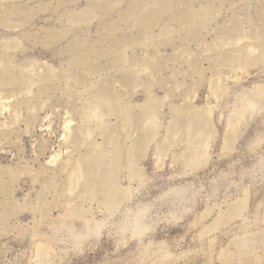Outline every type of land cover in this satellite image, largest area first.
<instances>
[{"label":"rangeland","instance_id":"obj_1","mask_svg":"<svg viewBox=\"0 0 264 264\" xmlns=\"http://www.w3.org/2000/svg\"><path fill=\"white\" fill-rule=\"evenodd\" d=\"M201 10L205 24L187 31L182 21ZM245 40L254 50L239 64L230 56ZM0 67L21 80L8 83L9 101L0 98V264H264V243L237 253L232 242L264 234V0H0ZM85 80L106 99L101 118L82 113ZM190 110L206 111L210 134L189 132L200 121ZM151 112L157 126L145 150L127 138L116 156L127 198L101 206L97 177L93 188L65 191L66 161L87 151L75 133L95 128L113 161L118 148L99 130L122 118L133 133L132 120ZM200 138L202 155L186 163ZM39 243L49 245L48 263Z\"/></svg>","mask_w":264,"mask_h":264},{"label":"bare ground","instance_id":"obj_2","mask_svg":"<svg viewBox=\"0 0 264 264\" xmlns=\"http://www.w3.org/2000/svg\"><path fill=\"white\" fill-rule=\"evenodd\" d=\"M79 17L80 18H85L86 17V14L84 13H79ZM6 19V18H5ZM207 20V14L205 12V10H201V11H196V12H192V13H189L186 18L184 19V21H182L183 23V26L185 25L187 28L186 30L187 31H192L194 30L195 31V28H197L198 26H202L203 24H205ZM5 22V21H4ZM10 24V23H9ZM199 30V29H198ZM187 33V32H186ZM191 33V32H189ZM244 34V33H243ZM253 34V33H252ZM166 35H172L171 34V31H168L166 33ZM165 36V35H164ZM249 36V35H248ZM163 37V36H162ZM168 37V36H167ZM171 37V36H170ZM243 37H246V36H243L239 34L238 38L235 40V43H238L239 41H241L242 39H244ZM250 37V36H249ZM247 37V38H249ZM254 38V37H253ZM252 37L249 39L250 42L252 43L251 39H253ZM227 40V39H226ZM248 40V41H249ZM233 41V40H231ZM246 41V40H245ZM246 41V43L248 42ZM224 42V41H223ZM221 42V43H223ZM225 42H229V40L225 41ZM6 43H10V41H6ZM12 43V42H11ZM10 43V44H11ZM220 43V44H221ZM232 43V42H231ZM234 43V44H235ZM251 43H247V48H239L237 50V55L235 56H230V58L232 59V61L234 62H237V63H244L245 61H247L250 57H251V52L254 50L253 48V45ZM233 44V43H232ZM222 45V44H221ZM231 45V44H230ZM237 45V44H235ZM234 45V46H235ZM10 46V45H9ZM215 46L217 48H221V46L219 45L218 41L215 43ZM12 47V46H11ZM205 49V48H204ZM221 53V52H220ZM253 54V53H252ZM236 58V59H235ZM220 60V58H219ZM243 61V62H242ZM151 62V61H150ZM150 63L147 62L146 63V66H149ZM154 65V64H153ZM4 66V65H3ZM5 68V67H4ZM148 68V67H147ZM47 70V68H46ZM90 70V69H89ZM0 76H1V83H4V86H5V91H8V93H6V95H2L4 92L0 90V98H3V100H8L9 101V97L12 95V93L15 91V87H12V86H9L8 83L11 81V80H14V83L16 82H19L21 81L20 79L18 78H15V77H11V75H9L8 72H6L3 68L0 67ZM21 74V73H20ZM39 74V73H38ZM41 75V74H40ZM126 75V74H125ZM118 76V75H117ZM121 76V74H120ZM124 76V75H122ZM117 77V80H119V82H121L120 84L121 85H124L126 88L128 87V82L127 80H125V76L124 78L123 77ZM39 77V75L37 76ZM151 77V76H150ZM151 79V78H150ZM115 80V79H114ZM116 80V81H117ZM152 80V79H151ZM150 80V81H151ZM220 80V79H219ZM111 82V81H110ZM127 83V84H126ZM130 83V82H129ZM111 84V83H110ZM214 84V83H213ZM84 85L86 87V89L89 90L90 92V97L86 100L85 102V106L82 108V113L86 116V119L87 117H92L90 119H93L94 117H98L99 115H101L102 112V109H104V107L106 106V99H102V96H100V94L98 93L99 90L92 86L91 82H88V80H85L84 82ZM103 85V83H102ZM127 85V86H126ZM216 85V84H215ZM104 86V85H103ZM98 87V86H97ZM105 88V87H104ZM124 88V87H123ZM215 88V86H214ZM214 90V89H213ZM119 91V90H118ZM118 91H114L113 94H111L112 96H116V94L118 93ZM124 91V90H122ZM148 91V90H147ZM151 94V93H150ZM214 94V93H213ZM120 95V94H119ZM149 95V94H148ZM215 95V94H214ZM118 96V95H117ZM121 97V96H119ZM2 100V101H3ZM11 102V101H10ZM149 102L150 104L153 103V106L156 104V100L153 98V96H150L149 95ZM148 102V103H149ZM7 103V102H6ZM84 103V102H83ZM82 103V104H83ZM158 103V101H157ZM12 104V103H11ZM185 104V103H184ZM187 104V103H186ZM6 105V104H5ZM5 105H2L3 107H6ZM1 106V108H3ZM14 106V104L12 105ZM36 106V105H35ZM8 107V106H7ZM31 107V106H30ZM34 107V106H33ZM207 108V107H206ZM205 108V110H206ZM7 109V108H6ZM192 109V108H191ZM1 110V109H0ZM3 110V109H2ZM30 110V109H28ZM100 110V111H99ZM153 110V109H152ZM205 110H197V111H193L190 110L191 112H189V114H191L193 117H195L197 119V121L200 119L199 123L197 125L194 124V126H192V124L190 123V125L188 126L189 128V132L192 134L198 130H203V132H207L208 134H210L211 130H212V127H211V124H210V120L208 118V114L206 113ZM209 110V108H208ZM207 110V111H208ZM16 111V110H15ZM14 112V111H13ZM32 112H35L32 110ZM11 113V112H10ZM16 113V112H15ZM17 114V113H16ZM132 114H135L132 112ZM12 116V119H13V113L10 114ZM15 115V114H14ZM18 115V114H17ZM34 114H31L30 116L32 117ZM82 115V114H81ZM105 114H102L99 118H101L102 116H104ZM182 114H180V112H177L176 114H174V116H172V119H171V125H170V129L168 130V135H170V137H173L175 132H176V129L178 127V125L181 124V120H182ZM131 116V115H130ZM156 114L154 112H151L150 114H148L147 116L143 117V118H140V119H137V120H132L133 122L131 123L134 127V132L133 133H128V132H125L124 131V127H128L125 126L126 122L125 121H119L117 120L115 123H111L109 126H106L105 128H102L100 131V134L103 135L104 139L103 140H106L108 141L107 143L111 142L113 143L114 145L117 146L118 148V152H115L113 156H115V158L113 159V161L111 160H108L106 158V149L103 147V146H100V143L98 142L97 143V140L93 137L92 135V131H94L95 128H93V130L91 131L92 128H88V124L86 126V128L84 129V131H82L80 134L79 133H75L74 135L76 136H80V140L82 141L81 143L86 144V147L85 149H87L86 152H81V150L78 153V156L77 157H73V158H69L70 160L69 161H66L67 159H65L66 165H69V170L67 171L68 172V178L67 179V183L65 185V191L69 194V195H72L76 192V189H78L79 187L81 188H84V189H88V188H93L94 187V180L95 178L97 177L99 180V178H102L103 180V184L101 182V187L97 188V191H98V196L100 197V200H101V206H102V203L103 204H106V205H113L112 207H110L109 210H113L117 204H119V202H121L122 199L124 198H127L131 193L130 190L127 188H125L126 190L124 191V189L122 190L120 185L117 182V180L115 178V171H116V156H118L117 153H119V151L121 150L120 149V145H121V142L122 140H126L127 138H130L132 141L130 142L132 144L131 147H133L134 151L136 152H143V150H145V145H146V142H148V140H150V138L152 137V135L155 133L156 131ZM17 117V116H14V118ZM29 117V116H28ZM30 117V118H31ZM132 117L134 116H131V119ZM18 118V117H17ZM15 118V119H17ZM33 118V117H32ZM31 118V119H32ZM124 118V117H123ZM235 118V117H234ZM10 119V118H9ZM72 119V118H70ZM84 118V120H86ZM89 119V120H90ZM103 119V118H102ZM101 120V119H100ZM234 120V119H233ZM11 120L7 121L6 123L7 124H3L4 126L5 125H8V124H12L10 123ZM31 122V120H30ZM236 122V121H235ZM4 123V122H3ZM88 123V122H87ZM130 123V122H129ZM71 124V123H70ZM97 124V123H96ZM100 124V123H99ZM98 125V124H97ZM2 126V125H1ZM11 125H9L10 127ZM7 127V126H5ZM91 127V126H90ZM101 127V126H100ZM83 128V127H82ZM69 130V129H68ZM80 131V129H79ZM72 132V130H71ZM198 133V132H197ZM99 134V133H97ZM190 135V134H189ZM196 135V134H195ZM70 136V135H69ZM102 137V136H101ZM64 138H65V135H64ZM76 138H79V137H75L73 136V140L76 139ZM98 138V137H97ZM169 138V137H168ZM177 138V137H176ZM202 138V137H201ZM199 139V140H194L196 142H193L192 146L190 148H187V154H185L186 156L184 157V160L186 163H189V161H192V159H196L198 157H200L204 151V142L205 140L203 139ZM67 139V137H66ZM153 139V138H152ZM173 139V138H172ZM68 140V139H67ZM170 140V139H169ZM70 141V140H69ZM78 141V140H76ZM72 142V141H71ZM79 142V141H78ZM76 142V143H78ZM70 143V142H69ZM75 143V141H74ZM81 143L79 144L80 147L82 146ZM106 143V144H107ZM165 144V143H164ZM228 144V142H227ZM127 146V144H126ZM190 146V145H189ZM188 146V147H189ZM149 147V146H148ZM186 147V146H185ZM69 148V147H68ZM116 148V149H117ZM164 148V147H163ZM81 149V148H80ZM115 149V151H116ZM131 149V148H130ZM129 149V151H130ZM231 149V148H230ZM70 150V149H69ZM79 150V149H78ZM124 150V149H123ZM58 152V151H57ZM112 152V151H111ZM131 152V151H130ZM133 152V150H132ZM147 152V151H146ZM56 153V152H55ZM110 153V152H109ZM108 153V154H109ZM128 153V151H127ZM60 154V152H59ZM58 154V155H59ZM130 154V153H129ZM55 155V154H53ZM74 155V154H72ZM137 155V154H136ZM135 155V156H136ZM75 156V155H74ZM130 158H132L133 156L130 154L129 155ZM132 156V157H131ZM54 157V156H52ZM51 157V161H53V158L52 159ZM70 157V156H68ZM134 159V157H133ZM179 159V158H178ZM132 160V159H131ZM64 161V160H63ZM130 161V159H129ZM128 161V162H129ZM135 161L132 160V162ZM198 161V159H197ZM119 163V162H118ZM132 164V163H131ZM130 164V165H131ZM63 166L65 165L62 164ZM47 166V165H46ZM133 167V166H132ZM127 168V167H126ZM118 169H119V165H118ZM136 170V167L134 166V168L132 169L131 168V172L135 171ZM119 171V170H118ZM137 171V170H136ZM120 172V171H119ZM130 172V173H131ZM128 173V174H130ZM133 174V173H132ZM130 174V175H132ZM54 175V174H53ZM128 176V175H127ZM56 177V175H55ZM133 177V176H132ZM130 177V178H132ZM54 179V178H53ZM129 179V178H128ZM54 181V180H53ZM66 181V180H65ZM47 182V181H46ZM46 184V183H45ZM100 184V183H99ZM118 184V185H117ZM52 185V184H51ZM96 185V183H95ZM46 186H48V183L46 184ZM98 186V185H97ZM6 187V186H5ZM49 187V186H48ZM120 187V188H119ZM63 189V190H64ZM61 190V192L63 191ZM4 191V190H3ZM5 191H8L9 193V190H6ZM11 192V190H10ZM46 192V191H44ZM60 192V191H58ZM80 192V191H79ZM6 193V192H4ZM3 194V193H2ZM40 194V193H39ZM45 194V193H44ZM76 194V193H75ZM74 194V195H75ZM81 194V193H80ZM7 195V194H6ZM11 194H9L10 196ZM41 195V194H40ZM4 196V195H3ZM8 196V198H9ZM61 196V195H60ZM80 196V195H79ZM40 197V196H39ZM78 197V196H77ZM70 198V197H69ZM86 198V197H85ZM84 199V198H83ZM87 199V198H86ZM45 200V199H44ZM69 200V199H68ZM75 200H77V198H75ZM246 200V199H245ZM11 203L12 201L14 200H10ZM47 201V200H46ZM66 201V199H65ZM73 200H71V203L73 204L72 202ZM87 201V200H85ZM241 202H239L237 204V206H233L234 208H230V210H228V213L226 215H230L229 212L232 213L233 211V214H235V212L238 211V209L240 210V208L243 206L242 204V200H240ZM70 202V201H69ZM83 202V200L81 201ZM80 202V203H81ZM70 203V204H71ZM80 205H83V204H80ZM84 203V202H83ZM24 204V203H23ZM27 204V203H26ZM69 204V203H68ZM67 204V205H68ZM71 204V205H72ZM78 204V203H77ZM16 205V204H15ZM22 205V204H21ZM39 205V204H38ZM25 207H29V206H26ZM83 207V206H82ZM22 208H23V205H22ZM46 208V207H45ZM79 208V207H78ZM42 209V207L40 208ZM39 209V210H40ZM38 210V211H39ZM44 210V209H43ZM82 210V209H81ZM86 210V209H85ZM17 211V210H16ZM75 213L76 211H80V210H74ZM42 212V211H41ZM49 212V210H48ZM37 213V212H36ZM36 213L34 215H36ZM44 213V212H43ZM47 213V212H46ZM89 213V211H88ZM42 214V213H41ZM71 214V212H70ZM84 214V213H82ZM223 214V213H222ZM239 214V213H238ZM33 215V216H34ZM67 215V214H65ZM220 215V214H219ZM78 216H79V213H78ZM81 216V215H80ZM222 216V215H221ZM225 216V214H224ZM43 217V216H42ZM230 217V216H229ZM34 218H36L34 216ZM40 218V217H38ZM89 218V217H88ZM222 218V217H221ZM220 218V219H221ZM226 218V216H225ZM34 220V219H33ZM90 220V219H89ZM217 220V219H216ZM218 221V220H217ZM220 221V220H219ZM223 221V220H222ZM41 222V221H39ZM90 224V223H89ZM88 224V225H89ZM90 229L92 228L91 225H89ZM12 227V226H11ZM14 227V226H13ZM6 229V228H5ZM4 230V229H2ZM6 231V230H5ZM4 232V231H3ZM43 242V241H42ZM232 242L234 243V245L236 246V250H237V253H240L241 252V249H244L245 252L246 250L247 251H250L252 252L255 248L256 245L259 246V244H262L264 243V234L260 233L259 235L258 234H244L240 237H235ZM49 245H46L45 243H39V245L36 246V250H37V257H38V260L41 261V262H47L49 261V258H50V250H49ZM256 246V247H258ZM38 248V249H37ZM225 248V247H224ZM251 255V254H250ZM40 262V263H41ZM48 263V262H47Z\"/></svg>","mask_w":264,"mask_h":264}]
</instances>
